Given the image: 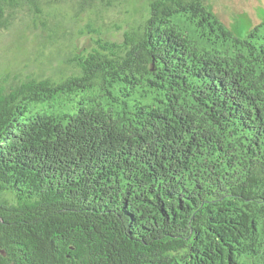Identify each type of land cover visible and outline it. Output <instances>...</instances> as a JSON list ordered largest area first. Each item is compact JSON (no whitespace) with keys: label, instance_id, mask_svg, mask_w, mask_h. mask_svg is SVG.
<instances>
[{"label":"trees","instance_id":"trees-1","mask_svg":"<svg viewBox=\"0 0 264 264\" xmlns=\"http://www.w3.org/2000/svg\"><path fill=\"white\" fill-rule=\"evenodd\" d=\"M149 2L80 74L0 78V264H264V20Z\"/></svg>","mask_w":264,"mask_h":264},{"label":"rangeland","instance_id":"rangeland-1","mask_svg":"<svg viewBox=\"0 0 264 264\" xmlns=\"http://www.w3.org/2000/svg\"><path fill=\"white\" fill-rule=\"evenodd\" d=\"M49 2L0 33V78H51L80 74L74 56L97 47L99 38L121 43L123 32L146 14L149 0H118L103 7L91 0ZM234 32L245 35L264 20V0H203ZM89 24L93 26L88 27Z\"/></svg>","mask_w":264,"mask_h":264}]
</instances>
